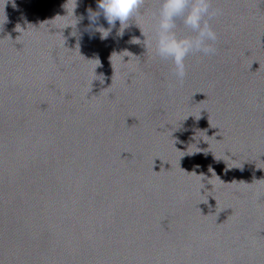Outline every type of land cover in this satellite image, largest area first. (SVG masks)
I'll use <instances>...</instances> for the list:
<instances>
[{"label": "water", "instance_id": "95a60500", "mask_svg": "<svg viewBox=\"0 0 264 264\" xmlns=\"http://www.w3.org/2000/svg\"><path fill=\"white\" fill-rule=\"evenodd\" d=\"M158 7L0 0V264H264V0H212L182 83Z\"/></svg>", "mask_w": 264, "mask_h": 264}, {"label": "clouds", "instance_id": "9594fccd", "mask_svg": "<svg viewBox=\"0 0 264 264\" xmlns=\"http://www.w3.org/2000/svg\"><path fill=\"white\" fill-rule=\"evenodd\" d=\"M144 0H97V10H89L91 29L85 31L99 32L102 39H107L112 30L120 23L118 35H123L128 26L129 18L139 14ZM158 9L154 13V36L145 44L154 48L155 55L162 60H170L173 64V73L178 82H183L186 75V58L192 53L213 55L216 52L214 43L217 33L210 24L211 17L218 14V9H212V0H158ZM74 10V9H73ZM75 17V22L66 23V26H76L83 17ZM107 21L105 28L98 21L100 17ZM190 30L189 34H179L177 20ZM63 27V28H64ZM75 31L73 35H75ZM145 41V39H144Z\"/></svg>", "mask_w": 264, "mask_h": 264}]
</instances>
